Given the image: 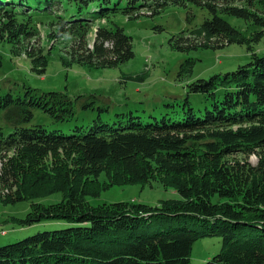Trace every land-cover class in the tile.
<instances>
[{
  "label": "trees",
  "instance_id": "16d2710c",
  "mask_svg": "<svg viewBox=\"0 0 264 264\" xmlns=\"http://www.w3.org/2000/svg\"><path fill=\"white\" fill-rule=\"evenodd\" d=\"M189 3L209 16L171 37L177 49L243 44L264 33V0H0V42L25 53L32 70L42 73L43 50L22 49L33 27L50 18L52 41L69 43L63 56L113 67L133 50L112 16L131 19ZM223 16L256 31L247 34ZM191 65L187 58L180 71ZM193 95L202 106L190 105ZM77 99L30 87L22 95L0 94V203L29 201L24 217L11 219L21 227L43 220L69 224L0 245V264H191L193 244L204 237H218L220 246L203 264H264V54L252 52L234 71L187 83L178 108L159 120L131 111L107 120L106 107L93 118L87 111L78 116ZM34 109L49 117V126L31 123ZM252 154L256 164L248 160ZM153 181L178 196L154 206L91 205L86 198L114 185ZM55 193L61 195L56 202L36 201Z\"/></svg>",
  "mask_w": 264,
  "mask_h": 264
},
{
  "label": "rangeland",
  "instance_id": "374dc122",
  "mask_svg": "<svg viewBox=\"0 0 264 264\" xmlns=\"http://www.w3.org/2000/svg\"><path fill=\"white\" fill-rule=\"evenodd\" d=\"M208 16L206 10L190 3L185 6L168 4L159 10V13L141 14L131 19L118 13L111 17L110 23H116L131 37L133 56L117 66L98 68L73 62L63 56L61 53L67 48V43L65 40L52 41L49 34L55 30L54 23L50 18H44L40 22L41 25L36 24L33 27L35 34L24 43L25 48L22 51L43 50L47 58L45 70L42 73L32 70L30 58L25 53H12L8 43L0 42V94L22 95L26 87L35 89L36 92L65 91L70 96L78 97L75 102L78 116L87 111V116L93 118L100 114L98 107H106L107 111L101 114L107 120L115 117L117 112L130 111L139 115L142 120L149 121L153 117L159 120L166 112L178 108V103L185 97L187 83L234 71L239 65L249 61L252 52L264 54V33L258 41L254 40L253 35L252 39L243 44L219 42V46L215 48L180 50L173 45V35L182 31L188 34ZM223 17L232 26L246 31L247 34L256 31V28L243 19ZM196 40L193 38L194 42ZM86 42L91 46L93 30L87 33ZM49 47L52 49L47 50ZM187 58L192 59L191 70L182 72L180 64ZM136 76L138 79H135ZM190 102L194 108L202 106L200 96L193 95ZM86 103L88 105L84 108ZM31 123L49 126L50 119L40 110L34 109ZM248 160L256 164L257 156L252 154ZM100 180H104V175ZM177 196L172 188L153 181L152 186L140 183L114 185L101 189L97 197L86 198L91 205L103 202H135L154 206L163 199ZM60 199V193H55L36 201L49 203ZM29 210V201L0 203V245L40 231L65 228L69 225L65 221L43 220L21 227L11 221L14 218H23ZM2 230L5 234L1 233ZM219 246L218 237L197 240L193 244L191 264H203L218 252Z\"/></svg>",
  "mask_w": 264,
  "mask_h": 264
}]
</instances>
